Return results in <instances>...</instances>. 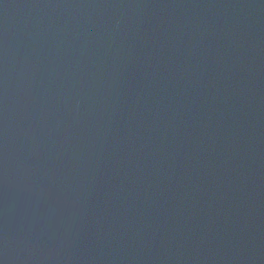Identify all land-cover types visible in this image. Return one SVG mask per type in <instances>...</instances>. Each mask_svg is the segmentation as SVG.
<instances>
[{"label":"water","instance_id":"obj_1","mask_svg":"<svg viewBox=\"0 0 264 264\" xmlns=\"http://www.w3.org/2000/svg\"><path fill=\"white\" fill-rule=\"evenodd\" d=\"M0 264H264V0H0Z\"/></svg>","mask_w":264,"mask_h":264}]
</instances>
